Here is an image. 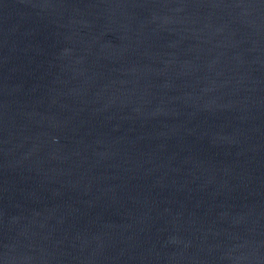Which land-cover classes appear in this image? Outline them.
I'll return each instance as SVG.
<instances>
[{"label": "water", "instance_id": "obj_1", "mask_svg": "<svg viewBox=\"0 0 264 264\" xmlns=\"http://www.w3.org/2000/svg\"><path fill=\"white\" fill-rule=\"evenodd\" d=\"M0 264H264V0H0Z\"/></svg>", "mask_w": 264, "mask_h": 264}]
</instances>
